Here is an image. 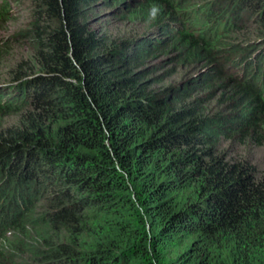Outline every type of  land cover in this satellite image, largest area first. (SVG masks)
I'll return each instance as SVG.
<instances>
[{"label":"trees","instance_id":"1","mask_svg":"<svg viewBox=\"0 0 264 264\" xmlns=\"http://www.w3.org/2000/svg\"><path fill=\"white\" fill-rule=\"evenodd\" d=\"M99 1L146 31L93 27ZM31 2L32 61L0 93V119L19 113L0 127V264H264V55L234 72L239 11ZM171 51L180 79L151 91Z\"/></svg>","mask_w":264,"mask_h":264},{"label":"rangeland","instance_id":"2","mask_svg":"<svg viewBox=\"0 0 264 264\" xmlns=\"http://www.w3.org/2000/svg\"><path fill=\"white\" fill-rule=\"evenodd\" d=\"M189 1L193 2V4L195 3V6H202L203 4L215 2L213 4V10L218 12L214 13L220 14L221 18L226 17L228 14L234 16V11H239L238 24L242 28H240L238 32L232 33L231 38L229 39L239 43L240 47L243 49V59H240L242 55L239 53L232 54L233 60L243 63L242 66L238 63L235 64V73L240 74L245 63L253 64L259 59V57L264 55V0ZM9 2L11 5L12 18L9 22L0 24V47L2 50L0 55V93L4 92L7 88L6 86L10 84V80L12 79L11 74L20 66L27 67L33 58L32 39L26 38L28 34H25L23 31L29 27L32 21V11L34 6L31 0H9ZM98 3L100 7L96 12L97 14H100V16L95 18L96 23L92 25L93 27L103 26L111 33H115L113 34V37L119 39L130 37L132 34L138 32L146 31V27L142 22L127 19L124 21L120 20L119 17L121 13H118L119 5H110L107 7L102 1H99ZM205 18L208 19V17L204 16L203 19ZM245 49L247 50L245 51ZM175 56L176 52L171 51L170 54L160 55L158 57L157 63L161 66L157 69L156 74L150 75L149 77L159 74L161 78L155 81L153 80L151 91H157L161 89L162 86L168 85V83L179 81L180 75L177 74L178 66H175ZM251 58L253 59L249 60ZM174 66L176 69H173V73L169 75H167L168 73L162 74L164 69H170ZM230 67V64L227 65L226 71L230 70ZM163 78L164 80L162 83H157ZM203 92V90H199L196 96L201 95ZM18 118L19 113L10 112L1 115L0 127L6 129L12 123L17 122ZM234 145L239 149H243L244 147L243 141L241 140H236ZM251 150L255 161L264 169V145L256 146L253 143Z\"/></svg>","mask_w":264,"mask_h":264}]
</instances>
